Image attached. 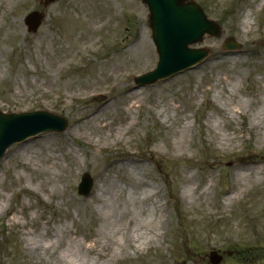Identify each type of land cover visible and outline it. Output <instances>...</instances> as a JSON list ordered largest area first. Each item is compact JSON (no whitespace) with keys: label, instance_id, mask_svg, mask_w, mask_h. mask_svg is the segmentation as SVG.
Returning <instances> with one entry per match:
<instances>
[{"label":"rangeland","instance_id":"obj_1","mask_svg":"<svg viewBox=\"0 0 264 264\" xmlns=\"http://www.w3.org/2000/svg\"><path fill=\"white\" fill-rule=\"evenodd\" d=\"M193 1L221 29L190 45L206 57L138 87L157 60L141 0H0V111L67 123L0 158V264H264V0ZM110 185L124 197L102 236ZM145 188L157 221L129 243L123 201Z\"/></svg>","mask_w":264,"mask_h":264},{"label":"water","instance_id":"obj_2","mask_svg":"<svg viewBox=\"0 0 264 264\" xmlns=\"http://www.w3.org/2000/svg\"><path fill=\"white\" fill-rule=\"evenodd\" d=\"M56 0H39L44 6ZM148 9V23L151 37L156 48L158 60L156 66L137 76V85L152 84L178 71L189 68L207 55L205 48H191L190 44L200 42L203 35L218 37L219 26L208 19L202 8L193 0H141ZM43 14L31 11L25 17L29 31L40 25ZM238 44L226 39L224 47H237ZM66 121L48 112L3 113L0 111V156L13 142L20 141L40 131H62ZM92 179L88 174L81 177L78 185L80 194H87ZM212 263H217L220 256H210Z\"/></svg>","mask_w":264,"mask_h":264},{"label":"bare ground","instance_id":"obj_3","mask_svg":"<svg viewBox=\"0 0 264 264\" xmlns=\"http://www.w3.org/2000/svg\"><path fill=\"white\" fill-rule=\"evenodd\" d=\"M249 15V12H246L242 15L241 22L246 23L247 16ZM148 60L151 57V50L150 48L147 49V55ZM246 175L244 174V177ZM107 194L108 197L106 200L101 202L99 205L102 210H104L105 214L101 217V224H102V229L99 230L100 235L107 236V235H114L117 231L114 227L115 226V219L113 218L112 215V208L113 205L115 204V201L118 199H121L124 197L122 191L119 192L118 188L115 187V185H110L109 188H107ZM143 192H133L132 196L129 198H124V206L127 207L129 204V201L131 203V206H133V211L132 213H137L138 217L133 218L134 221H132V229L130 228V231L128 230V233L126 234L129 238L128 241L130 243V238L133 239L134 236L137 238L134 239L139 240L145 233L146 231H151L152 230V225L153 223L157 221V218L155 216V213H157L160 209L158 208L157 204H155L153 200V191L150 192L148 189H144ZM152 206V211L149 210V207ZM150 214V215H149ZM73 246L70 248V252L72 251L71 249ZM81 259V258H80ZM80 263V262H78Z\"/></svg>","mask_w":264,"mask_h":264}]
</instances>
